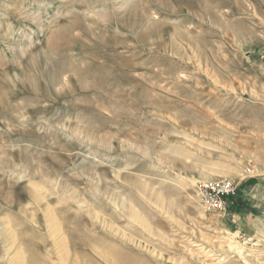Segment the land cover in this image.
<instances>
[{"label":"rangeland","instance_id":"374dc122","mask_svg":"<svg viewBox=\"0 0 264 264\" xmlns=\"http://www.w3.org/2000/svg\"><path fill=\"white\" fill-rule=\"evenodd\" d=\"M0 264H264V0H0Z\"/></svg>","mask_w":264,"mask_h":264},{"label":"built area","instance_id":"2783aa9c","mask_svg":"<svg viewBox=\"0 0 264 264\" xmlns=\"http://www.w3.org/2000/svg\"><path fill=\"white\" fill-rule=\"evenodd\" d=\"M245 174L250 176L251 169H246ZM238 185L227 179L199 182L194 187V197L200 208L205 212L223 213L237 197Z\"/></svg>","mask_w":264,"mask_h":264}]
</instances>
